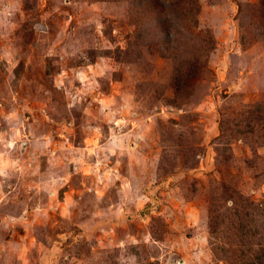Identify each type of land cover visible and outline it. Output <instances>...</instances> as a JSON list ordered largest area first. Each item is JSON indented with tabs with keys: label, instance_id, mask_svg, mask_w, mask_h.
<instances>
[{
	"label": "rangeland",
	"instance_id": "1",
	"mask_svg": "<svg viewBox=\"0 0 264 264\" xmlns=\"http://www.w3.org/2000/svg\"><path fill=\"white\" fill-rule=\"evenodd\" d=\"M253 3L0 0V264H264Z\"/></svg>",
	"mask_w": 264,
	"mask_h": 264
},
{
	"label": "trees",
	"instance_id": "2",
	"mask_svg": "<svg viewBox=\"0 0 264 264\" xmlns=\"http://www.w3.org/2000/svg\"><path fill=\"white\" fill-rule=\"evenodd\" d=\"M157 1H162V0H157ZM258 2H260L259 4H261V2H264V0H258ZM259 4L257 5V7L255 6V3H253L252 5H246L244 6V8L242 6H240L239 8V12H240V16H245V14H247L248 12H251L252 10H255L256 8H258ZM159 10V9H158ZM160 13L165 14V9L162 8L160 9ZM251 15V16H250ZM162 16L159 15L158 16V20L155 23V25L153 26V28L155 29L156 33L162 35V36H166L168 37L170 35V32L172 31V29L174 28L173 24H171L170 22L164 21L162 18ZM255 17L256 15L253 13L249 14V17L251 19V23L253 26L255 25ZM263 20V19H261ZM148 26V25H147ZM259 27L264 28V23L260 24ZM150 28V26H149ZM148 30V32H150L151 29H146ZM261 35L262 37H264V30H261ZM249 36L244 35L241 36V42L244 44L247 40V38ZM195 40H198V36L196 35L195 38H193ZM245 41V42H243ZM254 115V116H253ZM256 117V118H254ZM249 119H250V123H251V128H250V132L248 133H254L255 129H257L258 126L261 127L262 129V133L261 131L258 132V139H260V137H262V142H260L261 146H264V105H257L254 107L253 111L249 112ZM257 123V124H256ZM232 207L228 210L229 214L235 212L236 216L239 218V220L241 218L242 219V224H238V227H236V232H238L239 236L243 235H248L247 233L249 232V230H251L252 228H256L255 226H253L252 222L256 217L260 216L261 220L260 223L262 224V230L260 231V234L256 231V233H252V237L254 235H263L264 232V201L258 204H253L252 202L246 203L245 200H243V198L241 197H235L233 198L232 201ZM241 216V217H240ZM238 218H235V222L240 223V221L238 220ZM251 222V223H250ZM246 224H248L249 226H246ZM257 230V228H256ZM241 234V235H240ZM251 234V233H250ZM262 250V249H261ZM264 251V250H262ZM261 264V263H260Z\"/></svg>",
	"mask_w": 264,
	"mask_h": 264
}]
</instances>
